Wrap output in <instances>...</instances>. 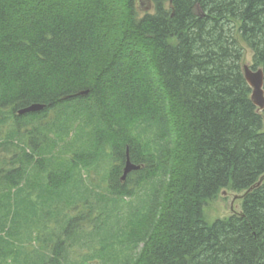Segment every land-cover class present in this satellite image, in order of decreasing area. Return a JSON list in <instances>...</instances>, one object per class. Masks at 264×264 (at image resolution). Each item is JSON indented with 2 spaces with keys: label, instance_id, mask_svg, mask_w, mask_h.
<instances>
[{
  "label": "trees",
  "instance_id": "obj_1",
  "mask_svg": "<svg viewBox=\"0 0 264 264\" xmlns=\"http://www.w3.org/2000/svg\"><path fill=\"white\" fill-rule=\"evenodd\" d=\"M152 4L0 0V226L41 212L0 264H264V110L236 36L264 76V0ZM228 186L241 211L207 223Z\"/></svg>",
  "mask_w": 264,
  "mask_h": 264
},
{
  "label": "rangeland",
  "instance_id": "obj_2",
  "mask_svg": "<svg viewBox=\"0 0 264 264\" xmlns=\"http://www.w3.org/2000/svg\"><path fill=\"white\" fill-rule=\"evenodd\" d=\"M146 6L147 5L145 3L142 5V7H139L137 5V8H138L140 14L148 12L153 8V7L147 8ZM236 36L238 37L239 43H240L241 47L243 48V52H244V57L242 60L243 67L245 65H247L248 67H251L254 64L253 52L250 48L247 47L245 42L240 38V36L238 34H236ZM13 152H14L13 149L8 151V150H5V148L0 147V160H1V162L4 161L5 159L9 160L10 157L12 156ZM2 163H4V162H2ZM100 172H99V174H97L95 171L92 172V176H90L91 178L88 176H85L86 172H84L85 173L84 177L87 180L91 179V180H94V182H96V181L101 180V178L103 177L104 172L101 170H100ZM90 182H89V185H90ZM243 194H244V192L234 191L231 188V186L225 187L224 189H222L219 192V194L217 195L216 198H214L213 200H207L203 204L204 220L207 223L211 224L216 219L228 217L235 212H240L241 208H242V196H243ZM121 205L122 206H120V211L123 213L126 212L129 207L125 204H121ZM34 214L37 215L36 218H34ZM1 215H3V213H1L0 216ZM21 215H23L22 222H20V219L17 218L13 221H11V220L8 221L6 228H3L0 226V234L3 235L4 237H8L10 235V233L17 232L19 230V227L24 224L25 219H30L31 216H33V218L30 220H32V224H34L36 226L35 229L34 230L33 229H31V230L30 229H24V233H25V236L27 237L29 233L34 232L35 233L34 236H35L36 232L40 231V226H38V222L41 221V212L33 213V212H29V211L25 210V212H21ZM8 229H10V231H8ZM91 229L92 228H89V230H91ZM28 242L31 243L30 238H28ZM30 243H26L27 246Z\"/></svg>",
  "mask_w": 264,
  "mask_h": 264
},
{
  "label": "water",
  "instance_id": "obj_3",
  "mask_svg": "<svg viewBox=\"0 0 264 264\" xmlns=\"http://www.w3.org/2000/svg\"><path fill=\"white\" fill-rule=\"evenodd\" d=\"M146 4L147 8L153 7L152 0H137V4L139 7H142L143 4ZM244 77L249 84V86L252 89L251 92V99L254 102V104L257 106L259 111L264 110V76H263V70L261 68H258L256 70H253L251 67H248L247 65L244 66ZM45 107L44 104H32L26 108H23L19 111L20 114L28 113V112H35L40 111ZM139 166L135 165L130 161L129 156L127 157L126 164L124 167L122 180H124L129 172L132 170L137 169ZM264 181V175L259 179V181L253 186L248 189V191H251L253 188L261 185V183ZM247 191V192H248Z\"/></svg>",
  "mask_w": 264,
  "mask_h": 264
}]
</instances>
